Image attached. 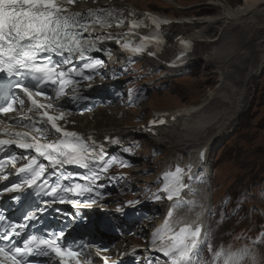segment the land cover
<instances>
[{
  "label": "snow or ice",
  "instance_id": "obj_1",
  "mask_svg": "<svg viewBox=\"0 0 264 264\" xmlns=\"http://www.w3.org/2000/svg\"><path fill=\"white\" fill-rule=\"evenodd\" d=\"M66 2L72 3L73 0ZM147 21H150V25ZM125 22L127 18L111 6L89 9L86 13H81L60 6L58 0H0V94L5 96V103L0 106V113L14 111L18 93L13 92L12 89H18L34 107L43 110L40 111L39 116L40 127H37L38 121L30 120V127L35 135L31 131H16L8 133L15 138H0V153H4V158L0 159V172L5 167H11L14 171L28 175L30 179L22 183L27 184L29 188L36 186L45 195H51L53 201L60 193L76 192L82 195L93 191L89 184L94 183L101 172L106 174L111 163L117 158L105 159L107 153L103 151V146L98 148L96 141L90 135L60 127L57 121L63 119L64 113L56 116L46 111L45 109L51 108L52 105L42 104L36 99L44 95L43 88L39 91H33L32 88L41 85H58V94L63 93L66 86L74 83L73 76L83 77L84 69L94 70L97 65L102 64L101 60L86 56V53L100 50L97 44L104 40H115L117 43L123 41L120 44L123 50L133 55H141L147 50L148 44L159 43V34L153 32L141 35L138 30L150 26L159 28L162 23H169L159 17L145 14L144 20H131L129 30L126 32L93 34L95 25L110 28L113 24L121 26ZM136 39H139V43H134ZM181 43L190 45L191 42L181 41ZM148 55L155 56L156 53L150 51ZM54 56L60 59H53ZM74 60L87 62L77 68L73 63ZM68 65L71 66L66 67ZM91 78L90 75L87 77V79ZM26 81H30L32 87L25 86ZM23 104V99H20L19 106L23 107ZM18 122L22 123L21 120ZM24 126L29 127L28 124ZM50 131L60 134L61 138L48 141L47 136ZM12 146L35 153L31 161L18 170L15 169L17 156L11 151ZM42 160L47 161V165L41 162ZM65 166L82 168L91 175L86 177V183L64 186L61 181L71 182L77 178L71 173L64 175V171L60 170L65 169ZM49 167L53 172L46 176ZM183 172L184 169L177 168L174 173L165 175L168 200H173L174 196L179 197L181 189L185 187L181 182ZM53 174L56 175L55 184L49 185L48 180ZM3 191L23 193L24 189L21 184L12 183L11 186H5ZM160 198V196L156 197V199ZM12 199L19 201L21 195H14ZM44 203L45 208L38 211L42 212L52 207L50 203L46 201ZM182 203L177 200L176 206H181ZM129 205L131 206L132 202H129ZM168 215L171 217L173 212L170 211ZM4 219L0 215V222ZM23 219L26 223L6 225L0 223V227L3 228V231H0V264H29L30 258H47L52 253L61 258V264H69V259L75 261V264H86L78 258L80 251H74L71 246H61L60 239L64 236L62 231L38 236L29 232V228L34 227L30 222L38 221L39 217L35 213H29ZM178 223L184 226L175 231L171 225L166 224L165 234L162 235V230H158L153 234L152 243L155 246L158 241L160 242L156 250L168 257L171 264H193L192 256L198 244L201 227L196 222L187 224L181 220ZM169 232L172 235H168ZM243 254L246 255L247 252ZM215 256L217 258L223 256L224 264H237L233 254L225 255L220 251L216 252Z\"/></svg>",
  "mask_w": 264,
  "mask_h": 264
},
{
  "label": "rangeland",
  "instance_id": "obj_2",
  "mask_svg": "<svg viewBox=\"0 0 264 264\" xmlns=\"http://www.w3.org/2000/svg\"><path fill=\"white\" fill-rule=\"evenodd\" d=\"M122 1L126 4L129 1L134 2L140 9L158 11L175 18L191 16L196 9L201 10L203 15L219 13V10L202 11L208 0ZM226 1L232 6L243 2V0ZM218 32V28H215L210 35L217 36ZM244 40L245 37L241 41L238 39L237 44L240 42L239 49L246 54V57H236L232 61L229 82L239 89L248 70L250 68L255 70L250 83L248 81L245 83L246 105L237 115L231 129L215 147L207 168L211 180H214L211 204L215 214L211 225L215 224V218L220 216L218 207L225 205L229 215L222 221L220 228L228 230V233L223 238L219 231L216 236L217 241L227 242L229 249L239 248L243 244L242 237L246 233L249 237L262 238L259 232L264 230V63L262 64L256 52V43L252 42L244 46L242 44ZM136 70L142 72L145 77L140 84L145 80L148 83V99L136 109H126L117 105L110 110L98 111L93 119L87 116L85 118L87 123L94 129L127 130L137 124L147 123L155 111L198 104L218 82V75L205 74L206 69L200 63L190 65L187 69L164 74L149 60L142 59L137 63ZM172 86L175 87L172 89ZM135 118H139V121ZM81 128H83L82 125ZM141 140L143 142L138 151L137 166L129 171L135 174L139 187L152 183L157 172L167 163L172 162L176 153L175 147L169 143L156 147L149 138L143 137ZM142 155L145 158H142ZM204 174V172L201 173V176L203 177ZM238 199L239 202H244L243 206H239ZM232 212L236 214L230 215ZM145 231H147L146 228ZM262 242L264 244V238ZM137 243L142 244L140 240H137ZM258 251L262 260L259 264H263L264 245L260 246Z\"/></svg>",
  "mask_w": 264,
  "mask_h": 264
},
{
  "label": "bare ground",
  "instance_id": "obj_3",
  "mask_svg": "<svg viewBox=\"0 0 264 264\" xmlns=\"http://www.w3.org/2000/svg\"><path fill=\"white\" fill-rule=\"evenodd\" d=\"M127 4L128 11H135L134 7L140 9L134 2L129 1ZM204 7L202 11L219 10V13L203 15L201 10L196 9L191 16L162 17V21H169V23H163L162 30L167 40L166 52L173 54L180 40L190 41L189 64L200 63L206 69L205 74L218 75L216 86L198 104L159 110L152 115L155 123L151 127V133L146 136L156 147L169 143L176 149L177 160L165 168L172 167L174 163L189 162L196 165L198 172L206 169L215 147L231 129L237 115L245 107L247 99L245 83L247 81L250 83L255 70L253 68L248 70L239 89L229 82L232 61L236 57H246V54L240 51V42L237 44V40L241 41L245 37L242 43L244 46L255 42L256 52L262 64L264 63V0H243L236 6L230 5L226 0H208ZM215 28H218L219 32L217 36H211L210 33ZM171 59L163 57L162 60L155 61L153 64L164 74H169L173 71L167 65ZM174 87L172 86V89ZM87 127L93 128L91 125ZM200 152L205 153L204 163L197 161V155ZM192 164L189 165L190 168ZM186 194L190 197L191 206L177 212L176 218L179 221L201 219L206 224L209 202L212 198L210 189L207 190L206 185L203 184L193 185Z\"/></svg>",
  "mask_w": 264,
  "mask_h": 264
}]
</instances>
